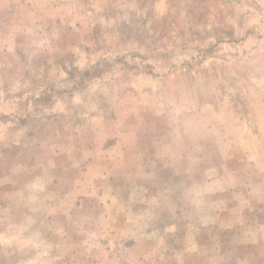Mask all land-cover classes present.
<instances>
[{"label": "rangeland", "instance_id": "rangeland-1", "mask_svg": "<svg viewBox=\"0 0 264 264\" xmlns=\"http://www.w3.org/2000/svg\"><path fill=\"white\" fill-rule=\"evenodd\" d=\"M0 264H264V0H0Z\"/></svg>", "mask_w": 264, "mask_h": 264}]
</instances>
